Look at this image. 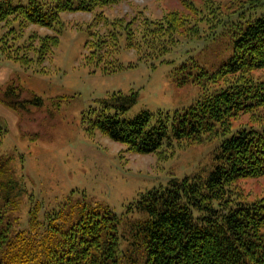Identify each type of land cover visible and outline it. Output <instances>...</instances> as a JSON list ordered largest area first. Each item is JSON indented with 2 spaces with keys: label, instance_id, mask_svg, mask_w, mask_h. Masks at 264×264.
Listing matches in <instances>:
<instances>
[{
  "label": "trees",
  "instance_id": "obj_1",
  "mask_svg": "<svg viewBox=\"0 0 264 264\" xmlns=\"http://www.w3.org/2000/svg\"><path fill=\"white\" fill-rule=\"evenodd\" d=\"M122 1L0 0V23L6 28L0 31V57L26 65L36 57L41 63L60 43L58 33L36 32L21 42L14 19L21 29L31 23L53 28L62 22V12H93ZM182 11L159 19L138 15L112 20L103 10L97 12L85 43L86 62L105 73L137 65L125 66L118 59L125 47L135 51L138 61L156 66L181 35L196 27L188 23L200 10H191L190 17ZM232 24V52L226 61L207 69L192 58L177 67L184 74L179 80L203 88L192 105L128 117L138 94L113 91L85 115L88 132L98 130L142 154L219 135L214 169L207 175L173 177L140 193L122 216L70 197L42 216L31 208L28 226L21 228L16 211L26 187L9 157L0 154V264H264V195L248 200L237 186L240 178L264 174V125L232 127L234 119L256 117L264 107V80L251 76L252 70L264 69V10ZM37 38L38 45L33 43ZM32 51L35 56L29 55ZM211 83L220 85L211 88Z\"/></svg>",
  "mask_w": 264,
  "mask_h": 264
},
{
  "label": "rangeland",
  "instance_id": "obj_2",
  "mask_svg": "<svg viewBox=\"0 0 264 264\" xmlns=\"http://www.w3.org/2000/svg\"><path fill=\"white\" fill-rule=\"evenodd\" d=\"M177 9L189 17L191 10H200L188 23L192 27L197 23L196 27L181 35L175 48L163 61L157 60L156 66L151 61H138L135 51L125 47L118 59L125 66L131 62L137 65L105 73L86 62L85 43L95 28L97 12L103 10L108 20L138 15L159 19ZM263 10L264 0H125L93 12H62V22L53 28L31 23L21 29L19 19H14L12 26L20 30L21 42H28L33 32L60 34L54 54L41 63L36 57L28 65L0 57V154L9 157L26 187L16 211L19 226H28L31 208L42 216L70 197L110 207L122 216L148 189L166 185L173 177L209 174L216 165L219 135H208L192 144L175 142L142 154L98 130L88 132L85 115L113 91L138 94L128 117L142 110L172 112L192 105L203 88L193 81L179 80L184 74L178 73L177 67L194 58L207 69L216 68L232 52V32L228 31L232 23ZM2 29L6 28L0 23ZM99 30L104 31L102 24ZM39 41L37 38L33 43L38 45ZM251 76L264 80V69L252 70ZM219 85L209 84L211 88ZM256 115L234 119L233 129L248 123L264 125V107L258 108ZM237 186L245 199L262 196L264 174L240 178Z\"/></svg>",
  "mask_w": 264,
  "mask_h": 264
}]
</instances>
